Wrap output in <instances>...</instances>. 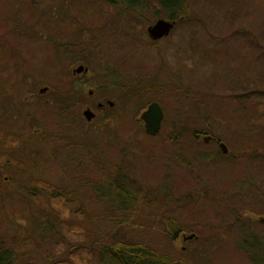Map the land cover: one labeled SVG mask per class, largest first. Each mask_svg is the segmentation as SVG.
Here are the masks:
<instances>
[{
    "label": "rangeland",
    "instance_id": "obj_1",
    "mask_svg": "<svg viewBox=\"0 0 264 264\" xmlns=\"http://www.w3.org/2000/svg\"><path fill=\"white\" fill-rule=\"evenodd\" d=\"M43 1L49 5L53 23L67 22L70 17L80 19L81 26H98L87 31L84 39L95 37L99 44H95L97 50L90 53L86 64L76 45L81 36H67L73 46L60 49L58 66L63 73L56 79L47 74L40 50L51 45L45 29L35 20L43 4L39 2L35 11H28L21 0L0 1V17L5 15L0 19V60L9 62L0 66L1 91H6L0 94V120L22 126L24 133L23 119L13 105L17 96L23 108L36 104L53 107L60 83L84 86L81 100L69 116L46 125L38 111L27 133L29 137L34 133L35 141H27L24 150L16 147L9 151L16 167L0 177L1 187L32 188L34 201L13 203L17 196L13 190L0 199V239H11L17 248L26 249L21 255L32 264H99L90 249L74 245L75 240L86 238L91 223L100 222L108 228L112 226L109 219L116 221L119 214H128L142 223L138 228L124 229L126 238L145 240L169 258L178 257L190 264H252V257L261 250L251 248L249 258L237 246L236 228L229 237L210 244L198 237L181 241L180 233L194 236L200 231L198 227L207 228L206 221L215 225L227 222L235 215L232 209L248 210L251 221L264 216V126L245 122L246 116L254 115V108L250 99L237 98L247 90L264 92V0H224L221 7L214 0H187L192 14L176 21L167 35L155 41L145 33L146 26L157 18L148 9H142L141 15L128 10L116 15L112 9L100 26L95 14H101L102 0ZM15 19V27L28 26V31H40L43 36L32 38L26 36L27 30L12 31ZM31 50L36 53L28 56ZM24 57L25 68L32 69L22 88L18 81L23 77L14 73L12 59L20 71ZM78 64L86 71L74 73ZM42 87L46 91L39 93ZM87 88L93 90L91 96ZM123 88L136 89L138 99L124 100ZM98 100L113 102L110 110L102 114L95 107ZM151 101L159 104L162 118L157 133L146 136L142 125H132L131 119ZM86 105L94 113L90 120L81 114ZM174 117L186 128L180 132V143L166 138L174 135ZM128 121L131 129L126 131L123 124ZM42 131L47 137L40 140ZM192 131L213 139L204 142L199 134V139L191 140ZM217 141L225 145L224 153ZM121 158L130 166L138 188L167 193L173 205L181 202V196L202 192L216 198L201 197L189 208L186 218L178 216L180 230L172 240L162 232V222L154 219V211L147 205L144 210L128 207L108 211L96 201L94 190L110 177L98 162L110 166ZM43 186L59 189V197L49 207L46 204L51 196L43 193ZM73 192L80 198L82 211L77 225L62 205L63 200L71 203L67 195ZM140 193L138 190L136 194ZM174 209L165 216L169 212L174 216ZM247 231L264 233V228L251 223ZM180 247L183 250L179 251Z\"/></svg>",
    "mask_w": 264,
    "mask_h": 264
},
{
    "label": "trees",
    "instance_id": "obj_2",
    "mask_svg": "<svg viewBox=\"0 0 264 264\" xmlns=\"http://www.w3.org/2000/svg\"><path fill=\"white\" fill-rule=\"evenodd\" d=\"M49 1L52 0H48V2ZM223 1L224 0H214V4H218L220 2L218 5L220 6ZM21 2L22 6L25 7V10L28 11H35L34 9H36V6L39 5V2L43 4L40 9H37V16H35V20H37L38 24H41V29H45L46 40L51 44L49 45V48L43 46L40 49L42 52L41 55L44 56L45 70L47 74L50 73L51 75H53V77L55 76L56 79L62 76L63 72H61L58 66V57L60 56V49L61 51L67 50L69 49V46H73V42L71 41V39H66V37L71 34H79L81 36V39L79 40V42H77L76 45L79 48L80 59L83 61V63L87 61L91 52L97 50L95 44H99V39L93 37L92 39L87 38V40L85 41L84 36L87 31L91 32V29L96 30L98 26H93L92 28L90 26H81L80 19L77 20V18L73 19L70 17L68 18L67 22H62L61 24H58L57 22L53 23L51 18L52 16L51 14L48 15L47 11L49 5H46L45 1L42 2V0H21ZM44 4L46 6H44ZM100 5L102 6L98 11H100L101 14H95L97 20L101 22L98 23L101 24L100 26L104 24V22L102 21L104 20L103 18H105V14L112 11V9L115 10L116 15H118V13L122 12L123 10L131 11L136 15H141L142 9H148L153 14L157 15V18L161 14L162 18L173 20L174 23L179 19L190 16L192 14L187 0H145L144 2L142 0H102V2H100ZM114 5H117V7L113 8ZM1 13L2 12H0V15ZM44 15L46 16L42 17ZM3 17H0V19ZM16 21V19L12 21V31L27 30L25 32L26 36H30L32 38H39L40 36H43L40 31L35 34L31 33L30 31H28L30 30L28 29V26H19V28L15 27ZM37 49L38 48H36L35 51H37ZM35 53L36 52L31 50L28 56H31ZM12 60L14 73L16 75H19L20 73V76H22L24 79H21L22 81H18L21 82L22 88H24L25 86L23 85H25V82H27V76L30 75L32 68H25L27 66V57L22 58L24 69L20 71L18 69L19 64L14 59ZM8 63L9 62L6 61L1 62L0 60V66H7ZM2 85L3 84L0 80V94L2 92H6L5 89L4 91H1ZM81 90V86L77 88L72 84L71 81L67 83H60L59 91H57L53 98L55 104V106L53 107L44 108L42 106H39L42 104H36L33 106V108L27 109L21 106L19 96L16 97L15 101L12 100L15 111L18 110L21 114L25 131L23 133L22 126L12 125L11 122L6 121L5 119L0 120V177L10 167H16V163L10 157L9 151L15 149L16 147H19L18 149L20 150H24V145L27 143V141H35L34 133H31V139L27 135L32 126V122L35 120L34 115L37 116V113L39 111L40 119H44L46 125L51 124L54 121L56 123L59 117H67L73 111V109H75L74 107L78 105V102L82 97ZM122 90L124 100L126 99L127 101L128 99H138V93L136 89L130 90V88H123ZM237 98H243L246 100L250 99L251 107L254 108V115L248 118L246 116L245 122H249L250 125L254 126H264V92L258 89H254L248 94L246 93L244 96H240ZM105 106L107 105L105 104ZM110 108L111 107H106L105 109L99 111H101L103 114L108 112ZM177 119V117H174L171 121V125L175 129V131L173 136L166 137L168 142H182V135H180V132L186 130V128L184 124H179V122L177 123ZM137 123L141 124L140 119L138 117H132L131 124L133 125ZM129 124V121L123 124L126 131H129L131 129L129 127ZM26 127L28 128L26 129ZM40 133V140L46 139L47 135H45V131H42ZM200 133L204 134L200 131H192L191 135L193 136V138L191 140L195 141V139H199ZM143 134L146 136H150L145 134L144 132ZM113 140L115 141L114 137ZM149 152H151V149L149 150ZM120 154H123L122 149L120 151ZM122 159L123 158H121L116 163H111L110 166L104 162H98L97 165H99L100 168L107 173V176L110 175V177L108 179H105L103 184H100L98 188L94 190L93 196L96 198V201H101L105 209H107L108 211H110L112 208H116V210H120V208H122V210H124L128 207H134L138 210L142 207V209L144 210V205H147L148 208L154 211V219L160 220V222H162V232L168 233L170 239L172 240L175 238L177 231L180 230V226H178L179 224L177 221L178 216L186 218V215L191 212L189 211V208L192 207V205H195L196 201H198L201 197H213L211 193L206 192H202L196 195H184L181 196L182 200L180 203L173 205L172 199H170L167 193H164L157 189H155L154 192H145L146 190L138 188V183L131 175L130 166L127 167L125 163L123 164ZM37 187L38 186H35V189ZM104 189L108 191H105ZM12 190L17 195L15 199L12 200L13 203L17 201L19 204L23 205V203L27 204L29 200L34 201V190L32 188H25L20 186L18 187V189L16 188ZM12 190L1 187L0 183V199H4V197H7V195L9 196L11 193H14L12 192ZM41 190L43 191V193L46 192V194L51 196L50 202L46 204V206L48 207L53 205V199L59 197L58 188H51L49 190L48 188L43 186L41 187ZM138 190L139 192L143 193V197L140 196L141 193L139 195L136 194ZM69 194L70 195H67V197H69L71 203L63 200V211L66 213L70 212L73 224L77 225L79 224V221H81L82 211L79 207L80 198L75 192ZM213 198L216 197L214 196ZM219 200V203H221V199ZM19 204L17 206H19ZM173 207L175 208L174 213L175 211H177L174 216L170 212L165 216V212L170 209L173 210ZM108 211H106L105 213L107 215H110ZM232 212L235 213L233 217H231L227 222L219 223L218 225L204 220L207 222L206 227L208 229L206 228L207 230H203L201 229V227H198L200 231L198 230L197 232H195L196 235L194 234L192 238L198 237L204 243L210 244L229 237L233 229L236 228L239 235L237 244L238 248L247 253L249 255V258L252 256H250L251 248H255V250H261V253L259 255H255L256 258L252 257L251 262L252 264H260L261 262L264 263V233H260L258 231L252 233V231H250L248 234H246L248 232L247 228L249 227V224L253 223L264 228V223L259 222L257 220V217L254 221H251L252 216L248 210L232 209ZM119 216L120 217L116 221H114L113 218L108 220L112 223V226H109L108 228L103 227L100 222L91 223V226L86 229V238L82 239V242L80 240H75L76 242L74 245L83 244L85 247L90 249L89 252L94 254L99 264H190L178 257L169 258L166 254L158 252L156 248L148 244L145 240L133 241L126 238L125 233L123 232L124 229L138 228L142 222L141 220H134L132 218H129L128 214H119ZM154 229L158 228H152L151 230ZM159 231L161 232L160 229ZM25 250L26 249L23 248H17V246L14 245L11 239L1 238L0 264H32V261H30L29 259L26 260L21 255V253H23ZM178 250L181 251L183 250V248L180 247L178 248Z\"/></svg>",
    "mask_w": 264,
    "mask_h": 264
},
{
    "label": "water",
    "instance_id": "obj_3",
    "mask_svg": "<svg viewBox=\"0 0 264 264\" xmlns=\"http://www.w3.org/2000/svg\"><path fill=\"white\" fill-rule=\"evenodd\" d=\"M174 25L173 20L165 19L162 17L156 18L152 23L148 24L145 28V33L150 39H159L169 33L171 28ZM74 73H80L86 71V67L82 64H78L72 70ZM45 87L39 89V92H43ZM108 105H111V101H107ZM100 103L97 104L99 106ZM82 116L85 120H90L94 113L90 111L89 108H84L81 111ZM138 118L141 121L143 132L147 135L153 136L157 133L160 128V120L162 118V110L159 104L155 101L149 102L146 107L139 113ZM210 138L209 135H201V140L206 142ZM218 148L221 152H225L226 148L222 142L218 143ZM257 220L261 223H264V216H257ZM193 237V233L184 234L180 233V240L184 241L186 239H191Z\"/></svg>",
    "mask_w": 264,
    "mask_h": 264
},
{
    "label": "flooded vegetation",
    "instance_id": "obj_4",
    "mask_svg": "<svg viewBox=\"0 0 264 264\" xmlns=\"http://www.w3.org/2000/svg\"><path fill=\"white\" fill-rule=\"evenodd\" d=\"M147 36V35H146ZM148 37V36H147ZM164 37V36H163ZM149 38V37H148ZM162 38V37H161ZM150 39V38H149ZM160 39V38H159ZM150 40H152V41H155V40H158V39H155V40H153V39H150ZM85 72V71H84ZM116 87H117V83H116ZM84 88V86L82 85L81 86V89H83ZM116 89H119V87L118 88H116ZM45 92V90L43 91V92H40V93H44ZM250 92V90H247V94ZM93 94V90L91 89V88H87V95L88 96H91ZM107 101L108 100H98V101H96L95 102V107L98 109V110H102V109H105L106 107H111L112 106V104L111 105H108L107 104ZM104 102H105V104L107 105V106H105V104H104ZM98 103H100V105L99 106H97V104ZM113 103V102H112ZM89 108L87 105L85 106V108ZM93 118V117H92ZM211 139H213V138H209L207 141H209V140H211ZM218 143H219V141H217V146H218ZM221 151V150H220ZM222 153H224V152H222Z\"/></svg>",
    "mask_w": 264,
    "mask_h": 264
}]
</instances>
